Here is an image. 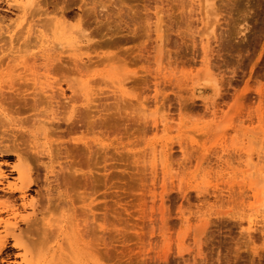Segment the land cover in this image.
<instances>
[{
  "label": "rangeland",
  "instance_id": "1",
  "mask_svg": "<svg viewBox=\"0 0 264 264\" xmlns=\"http://www.w3.org/2000/svg\"><path fill=\"white\" fill-rule=\"evenodd\" d=\"M11 1L0 0V73L38 67L66 97L67 82L90 92L95 108L87 121L84 99L72 95L74 122L52 131L48 89L38 92L41 122L34 116L31 123L39 114L33 111L21 116L28 117L24 165L36 180L27 200L39 199L51 177L84 210L79 220L92 208L90 227L78 228V249L68 245L73 227L59 239L33 236L28 248L49 261L58 252L60 264H264V0H215L219 18L208 22L203 0H37L39 16H24ZM32 22L51 35L49 43L9 41L8 29L22 34ZM35 143L53 149L52 161H39L43 167ZM17 164L0 153L7 175L0 220L17 223L16 234L26 224L2 207L32 212L8 189L20 186L11 171ZM10 248L11 262L19 261L22 251Z\"/></svg>",
  "mask_w": 264,
  "mask_h": 264
},
{
  "label": "bare ground",
  "instance_id": "2",
  "mask_svg": "<svg viewBox=\"0 0 264 264\" xmlns=\"http://www.w3.org/2000/svg\"><path fill=\"white\" fill-rule=\"evenodd\" d=\"M93 1H95V0H93ZM1 2H3V1H1ZM11 2H13L16 5V8L18 10L22 11L24 16H26L27 14H30V13H32V15H33V13L34 14H38L36 16H39L40 13L42 14V12H43V11H41V12L38 11L41 8L39 9V8L34 6V5L39 3L37 0H12ZM4 4H5V2H4ZM8 6L10 7L9 2H8ZM36 6H38V5H36ZM101 6H103V5L101 4L100 7ZM33 7L37 8L38 10H36V11L34 9L32 10ZM103 7H105V6H103ZM216 7L217 6H216L215 0H203L202 8H203L204 15H205V18H206L207 22L209 21V18H211L212 14H213V16H214V18L216 20L219 18V14H218L219 12H217L218 10H217ZM13 8H15V6ZM29 11H30V13H28ZM46 13H47V11H46ZM46 13H44V14L46 15ZM49 14H50V12H49ZM32 15H30V16H32ZM30 16L28 15V17H30ZM49 19H51V18H49ZM43 20H45V19H43ZM43 20H41V21H43ZM33 21H35V20H33ZM41 21H40V23H41ZM50 21L51 20H48L45 23L50 22ZM36 22H37V24L32 22L33 25L31 23H29L28 24L29 26L24 30V33L22 32V34H17L19 31H17V33H16V30H15V34L16 35H13L12 34L13 31L10 32L9 29H8V34H9V39H10L9 41L13 42V41H15L14 39H18L17 41H19V43H20V41L24 42V46H25V44L26 45H30V44H32L34 42H38V41L42 42V43L48 42L50 40L49 37L51 35H47V34H45L47 32L44 33L43 31H39L37 33L35 30L40 28L39 26H41V25H42V27H44V25L42 23L40 24L38 21H36ZM34 24H36L37 26H38V24H40V25L37 28L36 25H34ZM60 27H61V25H57L56 29H60ZM0 28H1V26H0ZM2 28H3V31H4L5 28L4 27H2ZM8 28H10V27H8ZM40 30H41V28H40ZM44 30L46 31V29H44ZM67 31L70 32V30H67ZM78 32H80L79 36L81 34H83V35H81L82 38L87 40V42H90V37H88L89 35L85 34L86 30L84 32L82 29H79ZM65 33H66V31H65ZM67 35H69V34H67ZM2 38L4 39L5 37L2 36ZM7 38H8V36H7ZM7 38H5V39H7ZM83 39H82V41H83ZM17 41H15V42L18 43ZM80 42L81 41H77V42H75V44H80ZM71 44H74V41ZM35 45H37V44H35ZM28 47H30V46H28ZM86 48H87V46H86ZM76 49H77V47H76ZM7 59H9V58H7ZM48 59H47V61L49 62ZM9 61L11 62V59ZM52 61H54V60H52ZM0 62H2V61H0ZM13 62H14V59H13ZM7 63H9V62L7 61ZM56 63H58V62H56ZM56 63H55V65H56ZM2 65H3V62H2ZM9 65H11V64H9ZM40 65H42V64H40ZM52 65L53 64H51L49 67H51ZM55 65L53 67H55ZM59 65H62V63H60ZM7 66H8V64H7ZM7 66H5V67L7 68ZM56 66H58V65H56ZM53 67H51V68H53ZM35 68H38V67H34V69ZM55 68H57V67H55ZM34 69H29L27 71L25 70L24 73L20 71L21 73H19V74H17V73L15 74L13 72L2 73L3 70H4L3 69L1 71V73H0V80H1V85H0V104H1L0 105V153L1 154L5 153L6 158L7 157L10 158L11 156L17 157L18 164L16 166H11L12 167L11 171H12V173H17L18 179H19V183H20L19 187L13 188V186H11V185H9V186L6 185L5 187L8 186L9 187L8 189H10L12 191L11 193L13 195H16L17 193L18 194L20 193V196L22 197V200H23V202H22L23 206L22 207H25V206L27 207V205H28L32 209V212L29 215H21L20 214L21 212L19 213L20 215L19 214L17 215L16 212H18V210L15 211L14 210L15 209L14 206H8V207H4V208L2 207V209H4V211L8 210V212H11V216H12V218H14L15 222L20 219L19 221H21L22 223H25L26 226H25V229H23V230H22V228L20 226H18L20 228V230H22V231L19 230L20 232H18V234H16L15 227H16L17 223L12 224L13 221L11 223L10 220H8L9 218L7 219L8 221L7 220L6 221L5 220L4 221L0 220L1 222H5L4 223V232H3L5 235L3 234L4 236H2V234H0V264H60L59 261H57V259H58L57 257L59 255L58 252H56V254L54 253L55 255L52 257V261H49L50 256L47 257L46 254H40L39 255V254L34 253L32 250H30L28 248L26 242L28 240H32L33 236L37 237L38 235L41 238L44 237L43 239H46V240H48V239L51 240L50 238L59 239L61 234L64 231H66V229H67V231L68 230L70 231V229H68V228L73 227V228H75V231L73 233L74 236L72 237V240H70L68 238L69 239L68 240V245L72 248L73 242H75L77 244V249H78L80 246H82L81 244H78L79 242L82 241L80 236H79V231L80 230H78V228L80 227L81 222L84 225H88L86 219H88V218H90L92 216V215L91 216L88 215L89 212H92V210H91L92 208L90 209L89 212H87L88 210L85 209L86 213H87V217L88 216H90V217H88V218L86 217V219H84L82 221L79 220L78 219L79 217H77V216L78 215L81 216L80 214L84 210L82 209L83 210L82 212L79 211V209L77 208V201L73 200V198L70 197L68 195V193H66L65 190L62 191L59 186L52 185L53 182L52 183L49 182L51 177L50 178H46L47 187L45 186L46 187L45 188V193L43 195L40 194L42 196H37L38 198L40 197L39 198L40 200L36 199V198H33V197L27 200V196H28L27 192L33 190V188L36 185V182H35L36 180L34 181V179L32 177V170L30 168L26 169L27 167L24 165V162L26 161L24 159V155L26 153L25 150H27V148H26L27 145H25V143L27 142V139L24 138V137H26L25 136L26 133H25V130L23 128V125L27 124L28 117H27V119L26 118L24 119V117L21 118V116H23V115H25L27 113H30L29 111H31V112L33 111V112L39 113V114H36V115L32 114V117L30 116V118H33L34 116L38 117V119L41 118V117H39V116H41V113L39 111V106H40L39 100L40 99H37V98H39L38 97V94H39L38 92H42V94H43V92H45V90H47V92H48V89L50 91H52V94L50 92L51 96L49 97V100H50V102H49V110L46 109L47 111H49V112L46 111V113L48 114L47 116H48V118L50 120V123L47 122L48 118H47L46 122H47V124L50 125V126L48 125L49 127L53 128L52 131L54 129H59L60 130V126H61L60 124L62 123L61 121H63V123L64 122L66 123V122L73 121L76 118V115H77V112H78L77 109H79V108H76V100L71 97L72 95L75 96V97H76V95L77 96L80 95V98L79 97L78 98L80 100H81V98L84 99L83 103H84L85 108H86L84 110H86V111H84V110H82V111H83V113H85L84 115H85V119L87 121L90 120L91 115L93 114L92 110L95 109L94 108V101L92 99V96H91L90 92L85 91L83 88L82 89H78V88L76 89L74 87V85H72L70 82L69 83L67 82V86H66L67 90H70V92L72 94H71V96L66 97V89L64 90L63 87H61L60 84L57 85L58 88L54 87L55 83H52V78H51L50 72L48 73V71H47L46 73H44V75H43V73H41L42 74L41 75L40 72H39L41 70L37 71V70H34ZM56 70H58V69H56ZM51 74H52V72H51ZM42 79L45 80V83L44 82L41 83ZM54 90H56V91H54ZM45 94H46V92L44 93V96H45ZM58 96L62 97V98L64 97L62 102L61 101H59V102L56 101V97H58ZM59 97H58V100H61L62 98H59ZM69 97H71V98H69ZM47 99H48V97H47ZM41 105H43V104L41 103ZM82 111H80V112H82ZM80 112H79L78 115H80ZM43 114L45 115V113H43ZM13 115L18 117V119L15 118L17 121H15V119L12 118ZM81 117H82V115H81ZM38 119H37V121H38ZM33 120H35V119L34 118L31 119V123H32ZM39 121H40V119H39ZM84 121L82 119V122L85 125L86 122L84 123ZM14 122H16L17 124L16 123L13 124ZM73 122H72V124H74ZM22 123H24V124H22ZM12 124H13V126L10 128V126ZM21 124H22V126H20ZM83 124H82V126H83ZM94 124L95 123H93V125ZM6 125H10V126L8 127ZM44 125H45V123H44ZM86 125L88 126L89 123H86ZM93 125L91 123L89 126L94 127ZM95 127H96V125H95ZM89 128H91V127H89ZM94 128H92V130ZM88 130L90 131V129H88ZM92 130L90 132H93ZM90 132H89V134H90ZM53 133L54 132H52V134ZM44 135H45V133H44ZM24 139H26V140H24ZM87 141H88V139H87ZM87 141H82V143H83L84 146L90 148V146H89L90 142H87ZM29 143H31V142H28V146H29ZM35 144L38 145V143H35ZM37 145H36L35 149H33L35 151L33 157L35 158V156H37L35 158V159H37L36 161H38V162L42 161L43 160L42 158L44 156H46L47 158H49L52 161V152H53L52 150L53 149L51 150V146H50L51 144L48 147H43L42 145H40V146L38 145V147H37ZM41 146L44 148V150H42V151L39 150ZM28 148L32 149L30 147H28ZM35 153H36V155H35ZM104 153H105V150H104ZM54 158L55 157H53V160H54ZM26 159H28L27 156H26ZM39 163H40V165L42 164L41 167H43V163L42 162H39ZM45 167H46V165H45ZM0 168H1V165H0ZM51 168H52V170H51L52 174L58 173V172L55 171L56 169H54L53 167H51ZM55 168H57V167H55ZM2 169L0 170V184H3L1 182V179L7 177L6 172H4L5 170L2 171ZM47 169L48 168H46V170ZM64 169H65V167H64ZM60 171H61V173H65L64 170H62V169H60L59 172ZM65 171H67V169H65ZM65 174L67 175V173H65ZM69 174H70V172H68V175ZM62 175H64V174H62ZM66 175H65V177H66ZM50 176H52V175H50ZM57 178H55V179H57ZM55 181L57 182V180H55ZM41 191H43V190H41ZM38 192H40V191H38ZM258 197H260V195H255V199H257ZM78 198L80 199L81 197H78ZM82 200L85 202L84 199H82ZM83 201L82 202L80 201V202L83 203ZM19 210H20V207H19ZM52 212H58L59 213L58 217L57 218L50 217L49 214L52 213ZM77 213H80V214H77ZM83 213L82 214L85 215V212H83ZM11 216H10V218H11ZM253 223H254L253 221H250V225L253 224ZM86 227H90V225H88ZM19 228H17V229H19ZM10 240L14 242L13 246L9 245L10 244ZM104 245H106V244L104 243ZM10 247H13L15 249L17 248V250L22 251L21 254L19 253L20 254L19 256L17 255L18 258H19V261L13 260L11 262V259L13 258V254L11 253L12 250H11ZM88 249H89V246H88Z\"/></svg>",
  "mask_w": 264,
  "mask_h": 264
}]
</instances>
